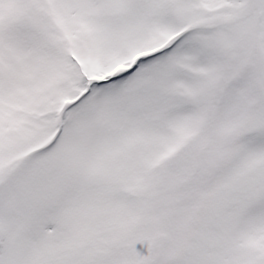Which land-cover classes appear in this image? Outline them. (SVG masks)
Masks as SVG:
<instances>
[{"label":"snow or ice","instance_id":"6c2138e0","mask_svg":"<svg viewBox=\"0 0 264 264\" xmlns=\"http://www.w3.org/2000/svg\"><path fill=\"white\" fill-rule=\"evenodd\" d=\"M0 264H264V0H0Z\"/></svg>","mask_w":264,"mask_h":264}]
</instances>
